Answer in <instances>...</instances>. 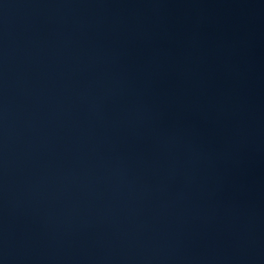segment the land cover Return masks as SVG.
<instances>
[{
	"label": "water",
	"instance_id": "water-1",
	"mask_svg": "<svg viewBox=\"0 0 264 264\" xmlns=\"http://www.w3.org/2000/svg\"><path fill=\"white\" fill-rule=\"evenodd\" d=\"M0 264H264V0H0Z\"/></svg>",
	"mask_w": 264,
	"mask_h": 264
}]
</instances>
